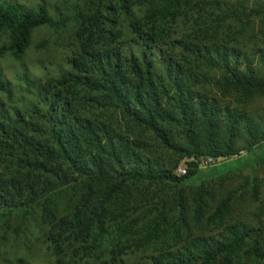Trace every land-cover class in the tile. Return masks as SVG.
Returning <instances> with one entry per match:
<instances>
[{
    "label": "trees",
    "instance_id": "1",
    "mask_svg": "<svg viewBox=\"0 0 264 264\" xmlns=\"http://www.w3.org/2000/svg\"><path fill=\"white\" fill-rule=\"evenodd\" d=\"M77 1L38 77L32 31L69 18L0 0V264H264V170L190 181L264 141L227 104L264 97V0Z\"/></svg>",
    "mask_w": 264,
    "mask_h": 264
},
{
    "label": "rangeland",
    "instance_id": "2",
    "mask_svg": "<svg viewBox=\"0 0 264 264\" xmlns=\"http://www.w3.org/2000/svg\"><path fill=\"white\" fill-rule=\"evenodd\" d=\"M12 2L22 3L26 6H34L37 3H45L47 9L49 10L50 15L59 16L57 14V9L55 6H59V10L62 13L60 17L69 18V21L66 22L59 27V33H55L53 28H47L45 26L38 27L32 31V39L31 41L34 45L42 46L41 52L38 54L36 51H29L28 61L29 62H37L34 64L35 66H29V73L36 74V76L41 77V75L51 72L54 73L57 69L65 70L67 67L66 60L71 58L75 52L80 50V47L77 44H73L71 41L72 34L75 31L77 26L76 21H72V13L77 7V0H6ZM263 17H260L255 22V28L258 30L259 20ZM107 29L113 28L115 32V28L109 23L105 24ZM115 33H112L114 35ZM58 35L57 37H55ZM264 39V38H263ZM45 43V44H44ZM264 52V45H262ZM260 52V51H258ZM249 56V55H248ZM6 58V57H5ZM38 59V61H34ZM8 62L6 60H0V70H4V67ZM255 67L258 69L260 67V61L256 56ZM228 106L230 108H234L236 110L241 111H252L253 114V122H255L257 126H264V97H256L249 107L245 106L243 103L238 102V100H233L231 97L228 100ZM243 104L242 107L240 105ZM252 119V118H250ZM253 152V155H252ZM238 170L243 174L254 175H262L264 170V141L260 142L256 147L252 148L250 152L241 151L239 155H231L225 156L224 159L219 161L217 164L208 166L206 168H202L199 170L198 174L191 177V182H198L202 178L216 176L222 174L228 169ZM237 168V169H236ZM261 198L264 197V188L261 189ZM247 210H254L257 205L255 203L250 202L249 200L245 203ZM256 210V209H255Z\"/></svg>",
    "mask_w": 264,
    "mask_h": 264
},
{
    "label": "built area",
    "instance_id": "3",
    "mask_svg": "<svg viewBox=\"0 0 264 264\" xmlns=\"http://www.w3.org/2000/svg\"><path fill=\"white\" fill-rule=\"evenodd\" d=\"M222 160L223 158H207V159H202L201 162H200V166L201 167H206V166H210L212 164H214L217 160ZM178 172L179 173H183L184 172V169L183 168H178Z\"/></svg>",
    "mask_w": 264,
    "mask_h": 264
},
{
    "label": "clouds",
    "instance_id": "4",
    "mask_svg": "<svg viewBox=\"0 0 264 264\" xmlns=\"http://www.w3.org/2000/svg\"><path fill=\"white\" fill-rule=\"evenodd\" d=\"M207 158H209V157H204V156H203V157H200V158L198 159L197 164H198V167H199L200 169L208 167V166H206V167H201V166H200V162H201V160H202V159H207ZM211 158H216V159H217V158H223V159H224L225 157H224V156H219V157H211ZM219 161H221V159H220V160H217V161H216L214 164H212V165L217 164ZM181 164H182V163H181ZM181 164L177 167V169H178V168H183V169H184V167H183ZM212 165H210V166H212ZM176 171H178V170H176ZM184 172H185V170H184ZM184 172H183V173H184Z\"/></svg>",
    "mask_w": 264,
    "mask_h": 264
}]
</instances>
